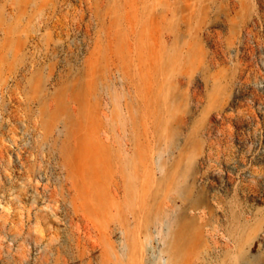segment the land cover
<instances>
[{"label":"rangeland","instance_id":"1","mask_svg":"<svg viewBox=\"0 0 264 264\" xmlns=\"http://www.w3.org/2000/svg\"><path fill=\"white\" fill-rule=\"evenodd\" d=\"M147 227L264 264V0H0V264Z\"/></svg>","mask_w":264,"mask_h":264},{"label":"bare ground","instance_id":"2","mask_svg":"<svg viewBox=\"0 0 264 264\" xmlns=\"http://www.w3.org/2000/svg\"><path fill=\"white\" fill-rule=\"evenodd\" d=\"M170 224V221L164 219L161 221V225L167 227ZM135 223L131 226L134 227ZM121 233L124 234V238L130 241V253L128 256L129 264H145L146 261L151 256L155 264H172L171 263V253L174 252L173 248H170L165 242L163 237L161 241L157 238L156 231L146 228V233L143 237L134 229H124L122 228ZM211 235V234H210ZM89 245H84V248H87L86 252H78L76 257H89L90 252L88 249ZM111 249L114 248V243L110 242ZM207 247L209 243L207 239H200L193 242V248L191 253L188 255H179L177 260L178 264H214L216 263L213 258L207 257ZM104 250V248H103ZM108 249H106L107 251ZM105 251V252H106ZM212 250H208L211 253ZM170 254V256L168 255ZM243 264V262H240Z\"/></svg>","mask_w":264,"mask_h":264},{"label":"crops","instance_id":"3","mask_svg":"<svg viewBox=\"0 0 264 264\" xmlns=\"http://www.w3.org/2000/svg\"><path fill=\"white\" fill-rule=\"evenodd\" d=\"M256 237H259V238H261V235H257Z\"/></svg>","mask_w":264,"mask_h":264}]
</instances>
